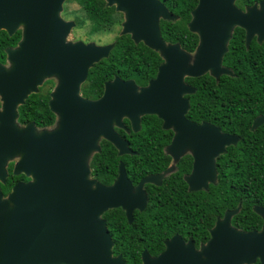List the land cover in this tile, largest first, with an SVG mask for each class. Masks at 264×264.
I'll use <instances>...</instances> for the list:
<instances>
[{
  "label": "water",
  "instance_id": "water-1",
  "mask_svg": "<svg viewBox=\"0 0 264 264\" xmlns=\"http://www.w3.org/2000/svg\"><path fill=\"white\" fill-rule=\"evenodd\" d=\"M65 1L0 0V29L10 34L24 29L18 46L7 49L8 65L0 62V181L6 182L7 165L16 158L14 172L32 176L7 195L0 185V264H128L122 254L114 255L103 215L122 207L131 223L134 210L146 207L144 184H160L175 168L147 175L135 186L121 162L114 183L103 184L91 178L90 166L92 156L102 150L101 140L112 142L120 155L135 154L116 128L127 129L123 122L127 118L132 130L139 132L142 116L158 115L164 129L175 130L174 142L166 149L175 160L185 153L177 146L185 143L187 135L194 143L215 145L197 150L188 180L198 188L216 182V158L237 138L187 118L190 102L184 95L196 89L185 78L208 71L217 79L221 74L233 75L222 66V58L235 26L247 28L248 40L254 34L264 38V2L261 9L243 13L234 0H199L188 27L201 40L191 55L181 43L163 38L161 20L178 19L163 1L107 0L124 12L120 34H130L137 44L144 42L164 61L148 85L117 76L106 82L99 98L91 99L82 95V84L115 44L70 41L76 22L61 16ZM48 78L58 80L50 100L58 121L38 132L33 125L20 126L18 107ZM262 123L264 116H259L252 128ZM240 208L227 210L200 248L192 240L185 243L174 236L158 256L144 250L141 264H252L258 258L264 264V225L252 231L234 227L231 219ZM256 211L264 219V207Z\"/></svg>",
  "mask_w": 264,
  "mask_h": 264
},
{
  "label": "trees",
  "instance_id": "trees-1",
  "mask_svg": "<svg viewBox=\"0 0 264 264\" xmlns=\"http://www.w3.org/2000/svg\"><path fill=\"white\" fill-rule=\"evenodd\" d=\"M74 1L85 13L86 18L80 23L87 21L90 23V34L112 32L121 25L123 16L107 9L106 5H102L103 0ZM162 1L178 16L176 20H161L163 38L167 42H179L185 49H193L198 41V35L190 31L188 24L198 0ZM7 38L9 39L8 36ZM8 39L0 46L1 51L8 45ZM227 60H232V56L229 55ZM162 62L160 52L148 47L144 42L135 43L130 34H118L110 56L90 69L88 80L84 84L85 95L100 96L104 81L115 74L126 79L134 78L139 84H147L148 80L156 75ZM245 65L246 71H250L249 63L246 62ZM240 71L237 70L236 76L223 75L219 81L211 76L187 78V81L197 86L196 93L191 96L194 118L221 120L224 130L248 137L238 146H231L218 160L219 181L211 186L216 196L211 197L207 205L204 204L209 225H213L216 213L223 215L227 208H236L242 203L241 212L234 217L233 223L240 227L252 223L251 228H259L262 218L253 210V205H264V131L261 127L252 132L249 129L250 125L243 123V121L249 123L246 121L249 118L243 113L251 104L264 103V76L257 69L250 72V75ZM201 103H206L207 107H201ZM261 108V111H264V106ZM257 111L258 109L255 113ZM22 112L27 113L28 106H22ZM237 120L239 124H235ZM125 121L130 126L129 120ZM119 131L125 137H132L130 146L137 154L119 156L115 146L104 140L102 151L96 153L91 162L93 174L98 180L103 183L111 182L117 175L120 159L125 161L128 175L134 183L150 173L162 171L167 167L169 161L163 147L168 140L142 138L172 134L170 130L163 129L162 120L158 116H143L139 132L132 129L130 132L123 129ZM176 174L167 177L161 186H146L150 194L149 203L144 211L136 212L132 223L128 222L121 208L110 209L104 214L115 243L114 255L122 253L123 258L129 263H138L141 261V252L144 248L157 254L165 247L163 239L173 234L170 215L173 208L171 186L176 181L185 183L183 174L175 178ZM12 178L13 175L7 179V184L3 188L5 194L11 191ZM196 200L202 205L199 198ZM180 208H184V205ZM200 239L206 240L207 237ZM198 240L199 238L197 242Z\"/></svg>",
  "mask_w": 264,
  "mask_h": 264
},
{
  "label": "flooded vegetation",
  "instance_id": "flooded-vegetation-1",
  "mask_svg": "<svg viewBox=\"0 0 264 264\" xmlns=\"http://www.w3.org/2000/svg\"><path fill=\"white\" fill-rule=\"evenodd\" d=\"M198 2H199V0H198ZM262 2H264V0H234L235 6L238 9H240L241 11H243V13L249 11L253 7H257V9H261ZM102 5H106L107 9L113 11L116 14H120V15L123 16V19L121 21V26H122V23L124 21V12L118 10L116 4L109 5L107 0H103V4ZM253 25H254V27L256 26V24H253ZM193 33L198 35V41H197L195 47L193 49H191V48L185 49L184 48L187 52L191 53V55H193L196 52V49H197V47H198V45L200 43V40H201L198 33H196V32H193ZM247 34H248L247 28L244 27L243 25H237V26H235L233 28L231 39L228 41V44H227V51L225 52V54H224V56L222 58V66L226 67V68H229V69H231L233 71V75H231V76L238 75L237 70L240 71V69H241L242 72H245L248 75H250L253 72V70L257 69V70H259V73L264 76V38H260L259 34H254V35H252L251 39L248 40ZM7 36L9 37V39L7 38ZM23 36H24V29L22 27L18 28L13 34H10L7 29H0V46L3 44V42H5V40L8 39V41H7L8 45L4 47L3 51L0 50V62L2 64L8 65L7 49L17 47L19 42H20V40L23 38ZM234 38H235V40H234ZM232 41H233V45H232ZM112 42L115 44V41H112ZM112 42L110 41V42H97V43L100 44V45H106V44H109V43H112ZM229 55L232 56V60H227ZM163 61H164V59H163ZM246 62L249 63L248 69H250V71H246V69H247V67L245 65ZM229 63H232V64H229ZM241 71H240V73H241ZM89 73H90V71H89ZM157 73H158V71H157ZM157 73H156V75L154 77H152V78H150L148 80L147 84H144V85L143 84H139L134 78H129V79H134L139 86H146V85H148V83L150 82L151 79H153V78H155L157 76ZM223 75H229V74H221L219 79H217L211 73V71H208V72H206V73H204V74H202L200 76H203V77L211 76V77L215 78L217 81H219L220 78ZM117 76L120 77L123 80H128V79L123 78L122 76H120L118 74H115L112 78H109V79L104 81L103 92L105 90L106 82L114 80V78L117 77ZM200 76H187L185 78V80H186V82L189 85L194 87L196 89V91H197V86H195L192 83L188 82L187 78H196V77H200ZM86 81L82 84V88H81L82 95L85 96V97L91 98V99L99 98L103 94V92L98 97H90V96H86L85 95L84 84L86 83ZM57 84H58V80L57 79L48 78V79L44 80L41 85H39L37 91H34V92H32V93H30L28 95V97L25 99V103L21 104L18 107L19 116H18V119H17V123L20 126H27V125L30 124V125H33L34 131L38 132V131L43 130V129L51 128V127H53L56 124V122L58 121L59 117H58V115L55 112H53L51 110L50 100L52 98V94L51 93L53 92V90L55 89ZM196 91L193 92V93H188V94L184 95V97L188 98L189 102H190V108H189V110H188V112L186 114L187 118L191 122L192 121L195 122L197 125H201L203 123H208V124H210V125H212L214 127H219V128H221L222 132L227 133V134H232L234 137H236L237 138V142L236 143H232L230 145H227L226 146V152L221 154V155H219L216 158V169H217L216 182H210L207 187H205L204 185H201L202 187L198 188L197 186H199V185H197V183H195L193 185L188 180L189 176L193 173L194 168H195V154H196L198 149H202L203 150V147H213V146H215L213 143H211V144H202L200 142L194 143V142H192V137L187 135L186 139H185L186 140L185 143L180 145V146H177V148H179V150H183L184 149L185 153L183 155H181L178 160H175V158H176L175 155L172 154V153H168L167 150H166L167 147L172 146V144L174 142V138H175V130H174V128L165 129V130H170L171 131L172 134L170 136H154V137H144L143 136L142 137L143 139L144 138L145 139L149 138V139H154V140H168V143L163 147L164 153L168 156L169 163H168L167 167L165 169H163L162 171L155 172V173H150L148 175L161 174V173L165 172L168 168H170L172 166H174V168H175L174 171H171L169 174H167L166 176L163 177L162 182L160 184L150 183V182L144 184V189H145L146 194H147L146 207H147V205L149 203V199H150V194H149L148 188L146 187L147 185H151L153 187L161 186L163 184L164 180L167 177H170V176H172L175 173H177L175 178L179 177L180 174H183L182 176H183V179H184L185 183L182 184V183H178L176 181V182L172 183V186H171L172 191H173V199H172L173 208L170 211V215H171V227L173 229V234H171L169 237L163 239L165 247L162 250H160L157 254H153L151 251L148 250V248H144L142 250V252H141V261L138 262V263H129L125 259L128 264H141L142 263V254H143L144 250H148L149 253L152 256H158L159 254H161L166 249V241L172 239L174 236L181 237L185 241V243L189 242V240H192L194 242V244H195V247L196 248H200L201 244L202 243H206L208 241V239L210 238V230L216 224L217 220L219 218H223L227 210L236 209L239 206L241 207L240 211L238 213H236L235 215H233V217L231 219V223H232V225L234 227H236L238 229H241V230H244V231H252V230H260L263 227V225H264L263 217L261 215H259L257 213V211H256V207H264V205H259V204H254L253 205V210L256 212V214H258L262 218V224H261V226L259 228H251L252 225H253L252 223L244 224V226H242V227L234 224L233 223V219H234V217L237 214H239L241 212L242 203H239V205L236 208H227L223 215H219V214L216 213V217H215L213 225H211V226L209 225L210 222L206 218L207 213H206V207H205L204 204L207 205L208 200L212 199L213 196H216V194L213 193L211 186L217 184L218 181H219L220 169H219L218 160H219V158L222 155L227 153V151L229 150V148L231 146H233V147L238 146L240 143H242V141H244V139H247L248 137H243L239 133H232L230 131L224 130L223 127H222V124H221L222 123L221 120H217V119L209 120V119H206V118H203V117L194 118L193 117V113H192V109H191V106H192L191 96L193 94H195ZM24 105L28 106V112L27 113H23L22 112V106H24ZM200 106L205 108V107H207V104L206 103L205 104L201 103ZM263 106H264V103L263 104L262 103L261 104H251L250 106H248V109H247L248 111L246 109H244L245 111H244L243 114L249 118V119L246 120L249 123H246L244 121H243V123L244 124H249L250 125L249 129L252 132L258 130L261 127H263L262 130L264 131V123L258 125L255 129L252 128L253 125H254L255 119L257 117H259V116H264V111H261V109H262L261 107H263ZM1 107H2V100H1V96H0V108ZM256 109H258V111L255 113ZM239 110H241V107H239ZM203 113L204 112H202V114ZM156 116H158V115H156ZM142 118H143V116H142ZM250 118H251V121H250ZM125 119H127V118H125ZM125 119L123 120V122L126 125L127 129L126 128L125 129L124 128H116L117 131L120 134H121V132L119 131V129H123L126 132H130V130L132 129L130 120L128 119L129 122H130V126H128L126 121H125ZM161 120H162V127H163L164 120L163 119H161ZM235 124H239V121L238 120L235 121ZM121 135L125 139H127L129 141V143L131 142L130 139H132V137H125L123 134H121ZM104 140H107V139L103 138L101 140V142H100L101 143V148H102V142ZM107 141H109V140H107ZM100 152H97V153H100ZM134 152H135V154H137L136 151H134ZM117 154L119 156L126 155V154L120 155L118 149H117ZM135 154H130V155H135ZM94 155L92 156V158L90 160L91 178L97 179L94 176V174H93V167L91 165V162H92V159H93ZM17 161H18V158L9 161V163L7 165L8 176L6 178V182L2 183L0 181V185H1L2 190H3L4 186L7 184V179L11 175H13V178H12L13 185L11 187V190L13 189V187L16 184H18L20 182H25L26 183V182H30L32 180V176H29L25 172H21L19 174H16L14 172L15 164H16ZM121 162L125 163V161L123 159L119 160L118 165H117V175L111 182L103 183L102 181H100L98 179L97 180L100 181L103 184H106V185L113 184L115 179L119 175V166H120ZM125 165H126V163H125ZM126 170H127V168H126ZM127 174H128V172H127ZM146 176H144V177H146ZM128 177H129V175H128ZM144 177H142L137 183H134L133 180L130 177H129V179L132 181V183L135 186H137ZM196 188H198V189H196ZM7 194H5V195H7ZM197 198H199L200 203L202 205H200L199 202L196 200ZM182 205H184V208L181 209L180 207ZM146 207H145V209H146ZM117 208H121L124 211L125 216H126V218L128 220L127 211L124 208H122V207H117ZM111 209H116V208H111ZM144 210L135 209L134 212H133V216H134L133 221L135 219L136 212L137 211H144ZM103 217H104V215H103ZM106 222H107V219H106ZM128 222H129V220H128ZM109 231H110V229H109ZM206 231L208 232V234H206ZM201 237H204V238L207 237V239L206 240H201L200 239ZM198 238H199V240L197 242ZM114 245H115V243H114ZM120 254H122V253H120ZM258 263L263 264L259 258L257 259V261L255 263H252V264H258Z\"/></svg>",
  "mask_w": 264,
  "mask_h": 264
},
{
  "label": "rangeland",
  "instance_id": "rangeland-1",
  "mask_svg": "<svg viewBox=\"0 0 264 264\" xmlns=\"http://www.w3.org/2000/svg\"><path fill=\"white\" fill-rule=\"evenodd\" d=\"M61 16L66 20H73L76 22V26L72 29L71 33L68 36V39L70 41L83 40L84 42L89 41V42H95V43L110 42V41L112 42V41H115L117 35L120 34L122 30V26L118 25L116 29L112 32H107V33L100 32V33L90 34L89 33L90 23L89 21L85 23H80L82 20L86 18L85 13L82 10L81 6L74 0H66L64 2ZM78 19H79V22H78Z\"/></svg>",
  "mask_w": 264,
  "mask_h": 264
}]
</instances>
